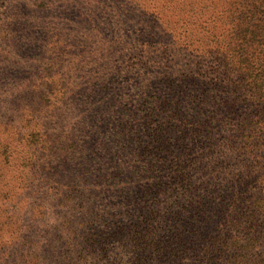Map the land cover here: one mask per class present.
I'll return each mask as SVG.
<instances>
[{
  "label": "trees",
  "instance_id": "1",
  "mask_svg": "<svg viewBox=\"0 0 264 264\" xmlns=\"http://www.w3.org/2000/svg\"><path fill=\"white\" fill-rule=\"evenodd\" d=\"M197 5L89 87L75 215L20 264H264V0Z\"/></svg>",
  "mask_w": 264,
  "mask_h": 264
},
{
  "label": "rangeland",
  "instance_id": "2",
  "mask_svg": "<svg viewBox=\"0 0 264 264\" xmlns=\"http://www.w3.org/2000/svg\"><path fill=\"white\" fill-rule=\"evenodd\" d=\"M199 1L0 0V264L41 252L51 226L75 215L55 182L78 169L67 146H82L89 87L130 63L131 46L176 44Z\"/></svg>",
  "mask_w": 264,
  "mask_h": 264
}]
</instances>
